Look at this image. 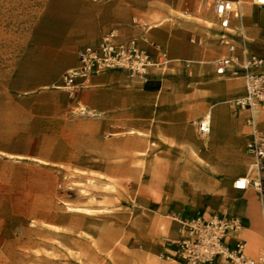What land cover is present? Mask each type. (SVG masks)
<instances>
[{
  "label": "crops",
  "instance_id": "1",
  "mask_svg": "<svg viewBox=\"0 0 264 264\" xmlns=\"http://www.w3.org/2000/svg\"><path fill=\"white\" fill-rule=\"evenodd\" d=\"M239 1L242 17L231 19L232 26L241 27L250 51L264 58V5L255 0ZM46 8L53 14L49 28L56 31L61 45L56 53L44 57L48 60L35 65L32 88L4 99L5 112L19 111L22 116L18 125L27 128L32 125L28 119L32 114L37 116L33 117L36 124L46 125L48 104L53 107L52 117L66 115L78 124L85 120L90 123L92 154L99 153L106 143V131L117 130L124 133L121 140L125 143L135 139V151L143 154L142 160L148 150L154 161L188 158L177 163L175 180L195 182L187 188V195L213 196L204 203L211 211H202L206 216L222 212L240 216L245 226L231 243L241 239L250 255H258L264 249V194L253 186L240 190L233 184L247 175L252 161L246 150L247 112L236 111L228 102L243 95L245 85L241 78L216 73V60L228 51L220 42L221 27L210 0H48ZM112 29L124 37L148 38L162 46L172 59L167 70L154 69L143 81L127 72L113 71L87 78V84L80 88L66 87L64 73L77 66L80 46L96 42ZM231 36L237 43V55L243 58L242 39L237 34ZM142 46L153 51L147 42ZM207 113H211V131L201 135L198 122ZM257 118L264 131L263 110ZM20 141L23 146L17 147L0 141V154L16 161L49 162L40 138ZM187 164L189 173L185 172ZM97 168L92 166V170ZM199 213L174 218L180 223V219ZM180 227L181 223L168 243V251L182 236Z\"/></svg>",
  "mask_w": 264,
  "mask_h": 264
},
{
  "label": "rangeland",
  "instance_id": "2",
  "mask_svg": "<svg viewBox=\"0 0 264 264\" xmlns=\"http://www.w3.org/2000/svg\"><path fill=\"white\" fill-rule=\"evenodd\" d=\"M47 1L0 0V141L40 138L49 156L0 154V264H177L167 249L180 224L174 217L210 211L204 203L213 197L187 195L195 182L175 180L188 158L154 161L148 150L142 160L135 139L125 143L117 130L92 154L85 120L52 117L48 104L46 125L32 114L27 128L19 111L5 112L4 99L32 88L35 65L61 45Z\"/></svg>",
  "mask_w": 264,
  "mask_h": 264
},
{
  "label": "built area",
  "instance_id": "3",
  "mask_svg": "<svg viewBox=\"0 0 264 264\" xmlns=\"http://www.w3.org/2000/svg\"><path fill=\"white\" fill-rule=\"evenodd\" d=\"M255 3L264 5V0H255ZM210 4L221 27L220 42L228 51L227 55L216 60V73L226 78H241L245 85L244 94L228 102L236 111L247 112L246 150L252 161L247 175L239 177L233 184L240 190L253 186L264 194V131L257 118L258 113L264 111V58L250 51L243 29L232 26L231 19L242 17V3L239 0H210ZM232 34L242 39L243 58L236 53L238 47ZM142 42H147L153 51L144 48ZM77 57V66L67 70L63 76L64 85L70 89L87 84V78L91 76L113 71H124L143 81L154 69L165 72L172 60L167 51L154 41L136 36L124 37L117 29L104 32L94 43L80 46ZM80 78H83L81 82L78 81ZM211 126V113H207L198 122L199 133L208 135ZM180 223L182 236L173 242L170 257L182 264H264V249L252 256L245 241L236 239L231 243L245 226L238 215L222 212L206 216L199 213L180 219Z\"/></svg>",
  "mask_w": 264,
  "mask_h": 264
}]
</instances>
